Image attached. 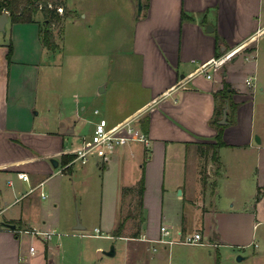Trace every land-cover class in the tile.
<instances>
[{"label":"crops","instance_id":"obj_1","mask_svg":"<svg viewBox=\"0 0 264 264\" xmlns=\"http://www.w3.org/2000/svg\"><path fill=\"white\" fill-rule=\"evenodd\" d=\"M142 4V13L135 19L134 49L142 58L141 87L147 95L132 111L108 120L116 123L141 113L139 122L142 126L145 121L142 128L151 145L132 142L117 148L108 160L96 154L86 164L75 160L77 149L90 141L77 130V116L87 111V105L78 95L75 113L68 114L63 94L54 90L52 63L42 64L45 53L52 51L41 41L42 17L38 22L12 23L9 16L7 29L0 31L4 33L0 36V264H32V259L44 255L50 264L51 238L45 239L46 247L39 246L33 242L39 235L19 230L57 233L59 223L46 218L42 200L49 194L57 204L63 173L74 183L81 176L96 181L87 185L99 194L101 204L92 233L99 228L111 237L148 243L162 235V226L185 234L178 223L183 222L188 203L190 212L203 218L202 229L194 232L222 244H253L251 254L242 260L264 264V119L263 125L255 119L256 87L264 90V84L256 73L257 63H237V54L219 68L197 71L202 63L259 38L264 32V0H142ZM68 9L66 19L73 14ZM28 31L33 41L25 36ZM251 76L249 85L246 80ZM223 81L235 88L233 98L239 105L234 123L223 131L224 144L216 151L205 150L217 141L218 129L212 122L217 105L214 93ZM55 93L53 108L58 117L49 127L51 117L45 110ZM95 116L92 133L94 123L104 115ZM208 154L213 156L210 161ZM67 155L74 158L65 163ZM19 172L29 178H19ZM130 176L134 182L139 179V190L127 181ZM130 206L132 213L127 215L124 209ZM121 221L124 227L114 235ZM72 228L88 230V222ZM239 238L250 240L242 243ZM32 245L35 254L30 252Z\"/></svg>","mask_w":264,"mask_h":264},{"label":"rangeland","instance_id":"obj_2","mask_svg":"<svg viewBox=\"0 0 264 264\" xmlns=\"http://www.w3.org/2000/svg\"><path fill=\"white\" fill-rule=\"evenodd\" d=\"M67 6L73 9V14L66 19L64 30L61 25L53 27V32L56 34L55 40L57 43L60 42V47H63L62 51L59 49L55 52L47 51L42 64L48 67L47 62L52 63L49 69L52 74L50 82L54 90L60 91L58 94H63L66 105L69 106L65 110L66 113H75L73 106L77 101L76 96L79 95V99L85 100L87 111L82 112V116H77L79 119L77 130L89 136L88 139L91 140L92 122L97 118L94 114L95 108H99L101 114L109 118L111 115L132 111V108L147 95L141 87L142 58L134 49L135 19L139 15L140 0H67ZM1 34L4 33H0V36H3ZM61 34H63L62 38ZM25 36L32 41L34 39L29 31ZM22 39L26 40L23 37ZM65 39L66 45L63 46ZM237 54L240 57L237 63L241 60L248 64L257 63L256 73L263 81L261 84H264V32ZM43 81L45 83L44 79ZM256 89L258 92L255 93L257 106L255 119L258 118L257 124L263 125L264 90L258 87ZM58 94H53L50 106L45 110L51 117L49 127L52 126L54 117H58V110L53 108L56 100L54 98ZM80 95L83 96L80 97ZM85 117L87 120L83 119ZM204 149L210 150L211 147L205 146ZM212 157L211 154L207 155L209 161ZM140 172L139 170L138 173ZM60 176L63 179V192L57 204L49 194L46 199L42 200L46 218L57 220L59 223L57 233L49 239L50 264L258 263L251 259L237 262L240 255L246 257L251 254L253 247L250 246L253 244L246 246L222 244L219 239L214 238L212 241L211 237H204L203 234L202 244L196 245L181 242L166 244L158 241L148 243L140 238L124 240L116 236L111 237L105 231L102 232V236H82L80 233L90 231L92 233V227L99 223L101 210L99 194H96L93 189H87V185L95 184L96 181L91 178L86 181L84 176H81L77 183H74L73 177L71 179L68 173ZM138 180L134 182L132 177L130 180L127 179L129 183H135L136 190H139ZM131 207L124 209L127 215L131 212ZM186 208L187 214L183 222L181 220L178 223V227L185 231V234H192L195 228L202 229L203 218L196 217L193 211L190 212L191 207H188V203H186ZM2 218L3 216H0V219ZM83 220L88 222V230L72 228L73 224L79 225ZM248 235L251 237L250 232ZM36 237L34 244L46 247L45 242L48 240H45L44 235ZM239 239L238 241L242 243L247 241L244 238ZM127 245L130 249V256ZM112 246H115L117 254L108 257L105 251L110 250ZM218 252L222 254L220 260H218ZM31 261L32 264H47L45 255L38 256Z\"/></svg>","mask_w":264,"mask_h":264},{"label":"built area","instance_id":"obj_3","mask_svg":"<svg viewBox=\"0 0 264 264\" xmlns=\"http://www.w3.org/2000/svg\"><path fill=\"white\" fill-rule=\"evenodd\" d=\"M60 13H63V7H58ZM9 15V11H6ZM242 50V48L237 47L226 52V54L213 58L207 62L202 63L198 70L199 72H206L209 67H220L227 61L231 60L237 53ZM254 77H248L247 83L252 84ZM95 115H101V110L99 108L94 109ZM141 113L129 116L124 120L118 121L116 123H110L108 118L100 116V118L94 123V129L91 136V140L83 143L75 153V160L86 164L90 161L91 157L96 154L103 160H108L113 151L119 147H123L132 142H141L146 146L151 145V138L147 132H145L140 124ZM18 177L21 179H28V175L25 172H19ZM12 183V181H11ZM20 232H27L32 235H44L45 239H49L55 234L54 231H41L37 228H26L24 230H19ZM162 235L159 239L154 240L166 244H173L177 242L187 243V244H202L203 236L200 232H194L192 234H183L182 231L172 232L167 226L161 227ZM91 236H102L99 228L94 230ZM30 252L32 254L36 253V247L31 246Z\"/></svg>","mask_w":264,"mask_h":264},{"label":"trees","instance_id":"obj_4","mask_svg":"<svg viewBox=\"0 0 264 264\" xmlns=\"http://www.w3.org/2000/svg\"><path fill=\"white\" fill-rule=\"evenodd\" d=\"M58 7H63V13H60ZM9 11L10 21L12 23H27V22H38V17H42L41 22V39L44 46L49 50L56 51L59 48L58 43L55 40L54 26H63V23L68 16V6L66 0H1L0 1V13ZM12 45L9 46L10 58L12 55ZM235 88L232 87L231 83L223 81V87L217 89L215 94L216 108L215 116L212 120L213 125L218 129L217 141L212 143L209 147L215 151L218 147L224 144L223 142V131L228 125L219 124V120L223 116V108L228 103L229 106V117L228 120L234 123V116L238 107V103L234 101L233 95ZM142 127H145V121H142ZM146 131V129L144 128ZM74 156H64L63 161L65 163L72 160ZM143 180L141 181L142 189L144 190ZM142 190V191H143ZM124 221H121L117 229L114 231V235H120L122 228L124 227ZM220 260V259H218Z\"/></svg>","mask_w":264,"mask_h":264},{"label":"water","instance_id":"obj_5","mask_svg":"<svg viewBox=\"0 0 264 264\" xmlns=\"http://www.w3.org/2000/svg\"><path fill=\"white\" fill-rule=\"evenodd\" d=\"M142 10H143V4H142V0H140V10H139V14L142 13ZM9 21V15L7 12H3L1 13L0 15V31H5L7 28H6V24L7 22ZM213 29V28H212ZM229 106L228 103L226 104V106L223 108V116L222 118L218 121L219 124L221 125H228L230 122L228 120V117H229ZM54 161V164L57 165L58 162L57 160H53ZM6 226L12 228V229H15L16 225L15 224H6ZM105 254L109 256H114L116 254V248L115 246H112L110 250H107L105 251ZM243 259V256H239L238 257V260H242Z\"/></svg>","mask_w":264,"mask_h":264}]
</instances>
